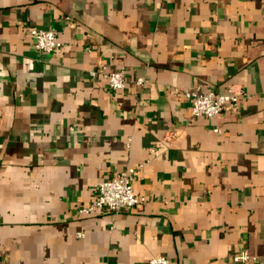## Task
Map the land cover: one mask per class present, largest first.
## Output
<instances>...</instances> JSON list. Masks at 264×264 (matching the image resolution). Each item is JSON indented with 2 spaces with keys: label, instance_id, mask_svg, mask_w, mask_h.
<instances>
[{
  "label": "crops",
  "instance_id": "0c3cea01",
  "mask_svg": "<svg viewBox=\"0 0 264 264\" xmlns=\"http://www.w3.org/2000/svg\"><path fill=\"white\" fill-rule=\"evenodd\" d=\"M30 28L61 46L38 51ZM231 89L192 116L187 92ZM127 167L143 204L78 212ZM156 255L264 264V0H0V260Z\"/></svg>",
  "mask_w": 264,
  "mask_h": 264
},
{
  "label": "built area",
  "instance_id": "2783aa9c",
  "mask_svg": "<svg viewBox=\"0 0 264 264\" xmlns=\"http://www.w3.org/2000/svg\"><path fill=\"white\" fill-rule=\"evenodd\" d=\"M29 34L33 39L35 48L41 52H50L61 46L56 34L50 29L30 28ZM106 80L108 88L112 91L122 89L126 83L124 72H105L99 70ZM96 71H91L94 76ZM137 84H142L144 80L137 78ZM245 94L241 90H228L226 93L209 91L204 94L187 92L186 98L190 100V111L192 116H216L224 110L234 106L239 97ZM218 130V129H216ZM136 169L127 167L116 172L109 179L100 181L96 185V197L86 206L79 208L78 212L87 214L94 210H108L119 212L123 209H134L144 203V198L134 193L132 187L133 175ZM250 257L247 252H238L232 256L233 261L247 262ZM0 264H5L0 260ZM145 264H169L166 257L156 255L147 260Z\"/></svg>",
  "mask_w": 264,
  "mask_h": 264
}]
</instances>
